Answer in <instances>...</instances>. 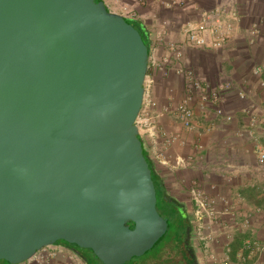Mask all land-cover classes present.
<instances>
[{
  "label": "water",
  "instance_id": "1",
  "mask_svg": "<svg viewBox=\"0 0 264 264\" xmlns=\"http://www.w3.org/2000/svg\"><path fill=\"white\" fill-rule=\"evenodd\" d=\"M148 57L103 0H0V260L59 241L102 264L162 256L174 229L135 123Z\"/></svg>",
  "mask_w": 264,
  "mask_h": 264
},
{
  "label": "crops",
  "instance_id": "2",
  "mask_svg": "<svg viewBox=\"0 0 264 264\" xmlns=\"http://www.w3.org/2000/svg\"><path fill=\"white\" fill-rule=\"evenodd\" d=\"M118 1V2H117ZM109 12L134 20L147 32L150 47L149 73H154L153 98L164 112L155 123L157 137H148L147 124L140 128L143 148L153 158L158 150L193 154V165L181 174L166 176L176 199L185 200L191 185L199 186L228 212L221 218L217 241L213 246L219 257L230 264H264V251H255L240 261L236 254L243 241L253 237L264 242V165L257 163V146L264 148L261 123L250 126V114L264 121V88L257 85L253 68L264 62V0H103ZM117 2V3H116ZM117 4V5H116ZM227 4L226 19L236 16L235 30L226 45L219 49H198L182 45L187 25L199 20L200 13ZM127 12H130L128 15ZM257 29V35L251 30ZM180 48L179 57L171 54L169 44ZM169 59L162 70L154 64ZM155 70V71H154ZM192 70L205 89L218 90V101H202L194 93L189 103L195 109L194 126L185 130L172 110L186 100V71ZM261 78L264 79V73ZM246 97L239 99L238 92ZM232 116L225 121L213 113L215 105ZM164 136L173 138L169 147ZM231 165L232 171L225 168ZM259 215L244 227L242 220L254 208ZM54 255L42 264H86L79 252L56 242L48 246ZM80 256V260L77 258ZM202 257L204 254L202 252ZM204 260V259H203ZM37 264V263H32Z\"/></svg>",
  "mask_w": 264,
  "mask_h": 264
},
{
  "label": "built area",
  "instance_id": "3",
  "mask_svg": "<svg viewBox=\"0 0 264 264\" xmlns=\"http://www.w3.org/2000/svg\"><path fill=\"white\" fill-rule=\"evenodd\" d=\"M226 7L227 4L219 6L215 9L208 10L206 12H201L199 20L193 24L186 26L184 30V40L182 45L198 48V49H219L226 45L230 37L235 30V20L237 19L234 14H232L231 19H226ZM128 15L130 12H127ZM251 35H257L259 32L257 29L251 30ZM169 49L171 54L175 57H179L180 48L173 43L169 44ZM169 59L165 58L159 64H154L155 70L157 67L159 70L165 68L168 64ZM154 70V71H155ZM253 75L258 78L257 85L260 88H264V79L261 78L262 73H264V62L259 63L253 68ZM185 88H186V100L180 101L173 107V114L179 120L181 126L185 130H191L194 126L195 109L191 105L190 100L193 98L194 93H198L202 101H218L221 98L220 92L218 90L205 89L202 87V82L194 74L192 70L186 71L185 77ZM155 84L154 73H149L144 79V96L141 105L139 115L135 121L138 129L141 127L151 124L153 127L147 130L148 137H157V132L155 128V123L159 120L164 112L157 101L153 98L152 90ZM239 99H244L246 97L245 93L240 91L237 94ZM213 113L217 117L223 118L225 121H231L232 116L226 114L222 107L215 105L213 107ZM256 114H250L249 124L250 126L256 127L261 123V134L264 135V121ZM163 142L165 147H169L173 143V138L170 136H164ZM257 163L259 165H264V148L257 146ZM194 155H183L179 153H169L168 151L158 150L154 153L152 158L155 163V167L158 168L163 173V177L175 174L179 170H185L190 168L194 163ZM226 169L232 171L231 165H225ZM188 195L193 202V218L202 226H198V239L201 241L202 252L204 254L203 264H230L227 257H219L215 250L213 249L214 244L217 241V234L221 226V218L228 212L227 209H220L218 207V201L216 198L207 195L199 186L191 185L188 189ZM261 208H254L247 214L242 220V225L244 227L251 226V221L254 217L261 213ZM255 251H264V242H259L253 237L246 238L241 249L237 252L236 256L240 261H244L246 254L250 255ZM54 255L48 246L43 247L35 253L30 259L20 263V264H42L47 263L49 259Z\"/></svg>",
  "mask_w": 264,
  "mask_h": 264
},
{
  "label": "rangeland",
  "instance_id": "4",
  "mask_svg": "<svg viewBox=\"0 0 264 264\" xmlns=\"http://www.w3.org/2000/svg\"><path fill=\"white\" fill-rule=\"evenodd\" d=\"M118 2V1H117ZM116 2V3H117ZM117 5V4H116ZM153 95V94H152ZM181 154V153H179ZM150 159H152L151 156H149ZM153 161V160H152ZM155 167V163H154ZM157 168V167H155ZM178 174H181L182 180L184 179L182 170H179L177 172ZM176 174V173H175ZM174 176V174H173ZM166 178V176L164 177ZM167 189V194L175 200L179 205H181L186 213V217L189 221L190 229H189V242L191 246L192 253L194 254V257L196 259L197 264H203V257H202V245L201 241L198 239L197 230L198 226H202V224H199L192 216L193 211V202L191 201L190 197L187 196L185 200L179 201L174 196L173 192H171V186L169 181L167 179L164 181ZM160 209V208H159ZM176 241L171 240V243L167 246V249L163 250L162 256L159 258V260H150L148 255L141 256L137 260L127 261L124 264H180L182 260L184 259L182 253L180 252V249L178 250L176 245H179L176 243ZM179 248V246H178ZM78 252L83 258H87L89 260L90 264H102L100 261H98L94 256L86 249H78ZM77 258L80 260V256L77 254ZM0 264H9L6 261L0 260Z\"/></svg>",
  "mask_w": 264,
  "mask_h": 264
},
{
  "label": "trees",
  "instance_id": "5",
  "mask_svg": "<svg viewBox=\"0 0 264 264\" xmlns=\"http://www.w3.org/2000/svg\"><path fill=\"white\" fill-rule=\"evenodd\" d=\"M127 21L139 32L143 43L148 48V55H149L150 41H149L147 32L142 28V26L140 24H138L134 20L127 19ZM148 74H149V70L147 69L146 75H148ZM140 139L143 142V139L141 138V136H140ZM143 154L146 157V159L148 161H150L152 164L151 177H152V180H153V183L155 186V190H156V195H157L156 209H157L158 213L164 219H166L168 221L169 225L174 229V235H173L172 240H174V241H176V243L180 244L183 241V239L188 235L190 226H189L187 220L185 219V216H182L180 209L178 208L179 206H176L175 204H173L172 201H174V200L168 196L166 185L164 183L165 180L163 177V173L160 170H158V168L154 167V162L152 161V159H150L148 153L144 150V148H143ZM59 242L66 244L68 247H70V248H72L78 252L79 248L73 247L72 245H69L63 241H59ZM167 246L165 247V249H167ZM142 256H144V255H142ZM94 258H96V257L94 256ZM84 260L86 261V264H90L89 260H87V258H84ZM150 260H152V259H150Z\"/></svg>",
  "mask_w": 264,
  "mask_h": 264
},
{
  "label": "flooded vegetation",
  "instance_id": "6",
  "mask_svg": "<svg viewBox=\"0 0 264 264\" xmlns=\"http://www.w3.org/2000/svg\"><path fill=\"white\" fill-rule=\"evenodd\" d=\"M172 203L175 204L176 206H179L178 208L180 209L182 216H185V219L187 220V222L189 224V221L186 217V213H185L184 208L181 205H179L175 200L172 201ZM178 246H179V248H178ZM176 247L178 250L180 249V252L182 253V255L184 257V259L182 260V262L180 264H197L196 259L194 257V254L192 253V250H191V246H190V242H189V232H188V235L183 239V241L179 245H176Z\"/></svg>",
  "mask_w": 264,
  "mask_h": 264
}]
</instances>
